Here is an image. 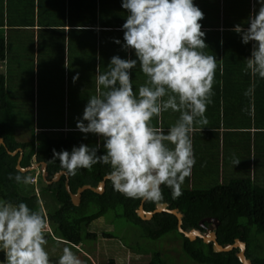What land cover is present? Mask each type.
I'll return each mask as SVG.
<instances>
[{
  "label": "trees",
  "instance_id": "1",
  "mask_svg": "<svg viewBox=\"0 0 264 264\" xmlns=\"http://www.w3.org/2000/svg\"><path fill=\"white\" fill-rule=\"evenodd\" d=\"M121 2L122 0H0V63L8 65L6 74L0 73V137L4 140V145H0V197L13 202L23 201L35 210L42 209L40 199L33 187L29 189L28 185L18 184L14 179L8 178L9 174L13 176L32 174L18 170L21 152L22 168H29L35 163H45L47 177L52 180L58 173L66 172L61 169L58 160H51L53 149L70 151L73 146H79L80 143L94 144L80 131L64 132L59 128L57 131L34 132V115L31 118L29 115L27 117L22 115L23 118L28 119H25L24 125L20 123L18 128L20 132L30 130L31 139L23 141L17 138V130L12 124L16 106L10 99V87H13L14 78L19 80L23 91H30L33 104L35 78L39 80L42 76H35L34 60L32 68L19 70L20 63L13 60L14 54L9 50L12 40L21 36L20 41L24 42L29 34L35 39L34 28H37V38H46L48 44H33L32 51L35 50L34 45L39 50L53 49L57 55L53 62L57 63V59L63 60L65 56L64 43L67 34L65 28L67 26L87 28L88 30L85 31L70 29L68 32L69 36L78 33V38L81 40L78 46L68 49L73 58L75 56L82 59V54L95 50L98 45L103 55L110 52L121 58L128 56L135 58L131 52H125L119 44L114 43L115 39L123 43L121 26L126 12L122 9ZM202 6L207 12V16L204 15L199 21L208 46L205 51L215 55L218 60L213 83L214 95L212 103L206 109H213V106L219 109V103L223 102L224 115L218 116L217 124L221 122L228 125L235 117V120L239 119L241 123L239 125L244 121L250 124L254 120L256 125L264 127V79L242 70L244 59L250 56L252 45L242 44L240 35L232 30L235 25L244 26V14L235 15L234 20L224 21L230 31L223 36L210 16L211 5L208 0H203ZM233 10H236V7H233ZM89 28H99V30ZM22 35H26L25 38ZM20 73H22L21 77ZM249 88L252 92L245 97L243 93ZM22 117L20 119L24 121ZM205 118L208 123V116ZM62 123L64 120H61L60 124ZM39 124L43 126V123ZM19 150L21 151L15 156L11 155ZM108 171V166L98 163L90 169H78L75 175L67 174L71 192L76 194L86 185L98 188ZM67 180L66 175H63L60 181L46 185L40 176L39 184L43 185L41 195L51 194L60 205L58 209L48 214L42 211L48 225L53 227V232L51 230L46 232L50 239L63 240L73 245L82 244L84 236H86L85 240L96 241L98 238L96 233L86 231L85 235L83 234L86 228L107 214L115 213L116 217L142 226L145 235L153 241H158L172 233L180 235L183 239L181 243L183 252L195 263L242 264L237 257L238 250L215 253L212 244H205L201 239L190 241L178 231V219L174 215L158 214L150 221H143L136 213L142 200L126 198L114 190L108 180L102 194L87 190L82 195L81 204L75 206L66 189ZM162 196L163 199L159 203H168L170 209H178L183 214L182 228L185 231L200 230L199 223L206 217L217 218L220 221L216 230L220 245H232L240 239L246 243V257L252 261V264H264L263 258L253 255L251 250L253 243L249 240V234L254 226L257 227L258 233L264 234V189L253 181L239 179L228 184H216L210 189H200L188 177L181 186L180 196L173 198L171 192L164 186H162ZM159 203L146 201L144 209L153 212ZM119 211L121 216L118 214ZM103 235L105 238L113 239L111 234ZM3 259L4 254L0 253V260ZM50 259L55 261L57 258ZM105 264L117 263L114 259H110ZM149 264H166V262L160 252H155L151 254Z\"/></svg>",
  "mask_w": 264,
  "mask_h": 264
},
{
  "label": "clouds",
  "instance_id": "2",
  "mask_svg": "<svg viewBox=\"0 0 264 264\" xmlns=\"http://www.w3.org/2000/svg\"><path fill=\"white\" fill-rule=\"evenodd\" d=\"M255 3L259 8L253 5L247 27L238 24L232 30L242 44L252 45L242 70L264 79V0ZM121 7L126 12L123 43L119 39L114 43L135 58L114 55L104 70L97 65L95 94L88 96L76 121L85 138L92 134L98 140L70 151L53 149L51 160H58L68 175L98 163L106 165V179L114 190L126 198L159 203L162 186L171 190L173 198L181 195V186L196 164L191 134L197 125L207 124L205 112L212 103L218 60L205 51L208 46L199 22L204 13L194 0H122ZM137 66L145 80L134 91L132 70ZM77 79L78 75L73 77L74 82ZM251 92L249 88L243 95ZM169 110L179 113L173 124L167 129L154 124ZM36 176L9 174L8 178L28 185L35 183ZM47 227L42 209L0 197V253L4 254L0 264H85L69 246L51 260Z\"/></svg>",
  "mask_w": 264,
  "mask_h": 264
},
{
  "label": "crops",
  "instance_id": "3",
  "mask_svg": "<svg viewBox=\"0 0 264 264\" xmlns=\"http://www.w3.org/2000/svg\"><path fill=\"white\" fill-rule=\"evenodd\" d=\"M203 0H194V3L201 9V11L204 13V15L207 16V12L202 6ZM208 2L211 5V12L210 16L211 18L215 21V24L219 27L221 34L224 36L229 32L230 30L226 28L224 21L226 20H234L236 18L235 15H240L241 13L244 14V27H247L246 21L251 12L254 11L253 5L255 4V10H258L259 5L255 3V0H250V9L248 11H242L240 10L241 8L237 10H233L232 6V1H225L223 3V0H208ZM219 3V6L217 7L216 5ZM248 13V14H247ZM35 30V39L37 42V28H34ZM74 30V29H80V31H85L88 30L87 28H69L68 26L65 28V31L67 32L66 34V41L64 43L65 45V56L64 59H57L58 62H54L55 66L50 69L49 76H51L52 72L58 73L56 76L58 77V84L62 82L65 85L64 87V92L60 86H58V90L56 91V94L62 97V102H63V108L64 111H67V115L69 112V108L71 104L73 105L72 107H76L77 105H86L87 99L89 95L95 94V85H94V80L93 77L96 73V68L97 65L101 66V70H104L105 67H107L110 58L114 56L113 53L108 52V54L103 55L104 53L100 50L99 45L97 48L93 51H87V53L82 54L83 58L78 59V57L73 58L72 53L68 51L69 48L76 47L80 44L81 40L78 38L79 34H72L69 36V31ZM89 29H94V28H89ZM94 30H99V28H95ZM24 38L26 35H22ZM46 39V38H45ZM42 39V37L39 39V44L41 43L43 45L48 44V42ZM61 43V40H60ZM51 45V44H50ZM35 50V56H34V74L37 77L38 75L42 76V71H44L45 66L42 65V62L45 61L46 59V54L49 55L47 49H38L36 45H34ZM52 55L50 57V62L55 60L57 58L56 51L51 49ZM84 53V51H81V53ZM90 52V53H89ZM107 53V52H106ZM1 68L3 67V73L6 74L8 65L6 63H0ZM45 72V71H44ZM88 73V79L85 78V80H82V76ZM45 75V74H44ZM78 75V79L74 82L73 77ZM132 78H133V87L134 91L135 89L144 82L145 76L142 72L139 70V66H137L135 69L132 70ZM35 85H34V90L35 94L32 104V115H34V132H41V131H57L60 128V131L68 132V131H78L76 129V125L70 126L69 122L67 121L66 124L65 122L60 124L61 120L58 122V124H53L50 123L47 125V123L43 122V126L40 125V116H39V109L40 107H43V104L40 102L41 95H40V83H41V77L38 80L35 78ZM80 88H82L81 93H79ZM36 95V96H35ZM61 100V99H60ZM83 101L85 104L82 102H72L69 103V101ZM59 102V101H58ZM220 107L215 108L213 106V109H206L205 116H208L209 122L207 124L203 125H197L194 129V131L191 134L192 137V144H193V151L194 155L196 157V164L192 168L191 176L189 177L192 182L194 183V174L196 173L198 169V165L203 164L204 167L203 170L205 171L206 169L213 168V171L216 173H219V175H216V178H213V176L210 175L209 181H212V179H215V181H218L216 184H228L234 180H239V179H250L253 181V183L257 184L259 187L264 189V185L262 181V171L260 170V180L257 179V176L253 175V172H250L248 176L239 178L236 175V168L239 165L243 166V163L241 162L242 157L250 158L251 161L256 165L261 160V156L263 155L264 151V127L258 126L255 124L254 120L250 122V124L247 123V121L243 122L242 125H239V119L235 120V117L232 122H229L228 125L221 123L220 124L216 123L218 120V116H223V106L225 105L223 102L219 103ZM85 107V106H84ZM227 108V107H226ZM57 109V108H56ZM61 111L63 109H60ZM63 111V114H64ZM164 114V113H163ZM162 114V115H163ZM172 117V123L166 124L163 120V118H159V120H154V124H157V126L167 129L171 124H173L176 119L179 117V113L173 112L171 114ZM232 118V117H231ZM64 120V119H63ZM62 128V129H61ZM88 139L92 141L94 144L97 142L98 137L92 134L87 135ZM199 138L202 140L200 141ZM207 147L212 151L213 153L211 154L212 157H208V159H203L202 161L200 160V149H206ZM19 151H16L17 154ZM235 151H238L235 157L234 156ZM239 156V159H238ZM207 158V156H203ZM259 157V158H258ZM21 159H23V155L21 156ZM249 159V160H250ZM236 160L238 163H234L233 161ZM22 161V160H21ZM21 164V163H20ZM42 163H36L32 166L34 171H29L30 168L27 169V171L31 172L32 175L37 174L36 176L37 181L35 183L28 184L30 187L34 188L35 194L38 195L40 199V205L43 203V196L41 195V191L43 188V185L40 186L39 180L40 176L42 177V180L45 182L46 185H51L53 183H56L61 180L62 176L60 177L59 180L53 183H48L54 181L55 178L52 180H49L46 174V170L44 173V168L41 167ZM261 165V164H260ZM18 167V166H17ZM21 167V165H20ZM260 167V166H259ZM42 168V169H41ZM233 170V171H232ZM238 171V168H237ZM252 171V170H251ZM25 173V172H24ZM193 175V176H192ZM212 177V178H211ZM103 182V181H102ZM101 182V183H102ZM99 187L100 188V185ZM67 184V182H66ZM170 192L171 190L167 188ZM48 228L50 226L48 225ZM46 239L48 240L50 236L45 233ZM60 242H62L65 245H68L66 241L56 239ZM71 245L74 249L80 250L82 248V244L79 245ZM86 256L89 257L88 254L84 253ZM88 257H86L88 259Z\"/></svg>",
  "mask_w": 264,
  "mask_h": 264
},
{
  "label": "rangeland",
  "instance_id": "4",
  "mask_svg": "<svg viewBox=\"0 0 264 264\" xmlns=\"http://www.w3.org/2000/svg\"><path fill=\"white\" fill-rule=\"evenodd\" d=\"M228 1V0H225ZM232 1V6L236 7V10L238 8H241L240 10H244L245 12L250 9V0H229ZM224 3V0H223ZM219 6V3L216 5ZM238 12V10H237ZM248 14V13H247ZM30 36V34L28 35ZM26 37L24 42L20 41V37L18 39L12 40V46L9 50H12L13 60H15L17 63H20V71L23 68L22 71H25L27 68H32L33 66V60L35 59V53L33 50V44H39V39L33 38V36ZM25 46V47H22ZM49 55L46 54V59L44 62H42V65L45 66L44 71H42V77H41V83H40V95L41 99L40 102L43 104V107H40L38 113H39V120L42 124L43 122L50 124H58L60 120H63L66 124V122H69L70 126L76 125V121L82 116L84 106L77 105L76 107H72L71 104L69 108V112L67 115V111H64L63 108V102L62 97L60 99L58 98L59 95L56 94V91L58 90V86H60L63 90L65 85L62 82L58 84L57 72H52L51 76H49L50 69L55 66L54 62H50V57L52 55L51 50L48 51ZM14 65V64H13ZM0 65V73H3ZM24 73V72H22ZM20 73V77L22 75ZM45 74V75H44ZM88 79V73H85L82 76V80ZM15 81L12 83L13 87H10L11 90L9 91L10 99L14 103L15 112H14V119H13V126L17 130V138L27 141L31 139L32 135L30 134L31 131H24L20 132L18 129L20 127V123L24 125L25 119L27 115H29V118L32 117V97L31 93L23 91L22 83L14 78ZM82 88H80L79 93H81ZM36 96V95H35ZM37 99L36 97H34ZM59 101V102H58ZM72 102H82L83 101H72L70 100L69 103ZM57 108V109H56ZM60 109H63L62 111ZM64 111V114H63ZM177 113V112H176ZM173 112L169 110L168 112H165L163 115H161L160 118H163L166 124L172 123V117ZM26 116V117H22ZM24 119L22 121L20 117ZM200 141H202L199 138ZM238 151H235L234 156L235 157ZM213 152L210 151V149L207 147L206 149H200V155L207 156V158L200 156V160L208 159V157H212L211 154ZM259 158V157H258ZM261 160L258 159L257 167L254 165V163L249 160L246 157L241 158V162L243 163V166L239 165L236 168V176L239 178H244L250 174V172H253V175L257 176V179L260 180V170L262 171V181L264 185V151L263 155L260 157ZM239 159V156H238ZM261 164V165H260ZM260 166V167H259ZM203 164L198 165V169L196 173L194 174V183L195 186L200 189H210V187H213L216 185L218 181H215V179H212V181H209L210 175L213 176V178H216V175H219V173H215L213 171V168L211 170L206 169L203 170ZM252 170V171H251ZM233 171V170H232ZM193 176V175H192ZM212 178V177H211ZM40 186H42L40 184ZM28 188L30 189L31 187ZM26 188V189H28ZM32 189V188H31ZM43 203L41 204L42 211L44 214H48L52 211H54L57 207L59 208L60 205L55 200L54 196L51 194H46L43 196ZM57 208V209H58ZM119 216H121V212H118ZM117 214L115 213H109L106 216L100 218L96 222H94L92 225L86 228L85 232H91L97 234V240H85L84 236V242L82 243V248L80 250L74 249L71 245H65L62 242L56 240V239H48V243L46 245L47 250L49 251L50 258H57L61 254V250L65 246H69L72 248V250L81 257L82 260H84L85 264H105L110 259H114L117 264H149V260L151 258V254L155 252H160L166 262V264H198L193 262L190 258H188L185 253L182 250L181 243L182 238L180 235L176 233H172L170 235H167L163 237L162 239L158 241H153L151 239H148V237L143 232L142 226L127 222L126 220L116 217ZM246 221V220H245ZM50 228L47 227L46 232L52 231L53 227L52 225H49ZM104 233L113 235L112 238H105ZM249 240L253 243V246L251 247V250L253 252V255L259 256L260 258L264 259V234L258 233L257 227H253L250 234H249ZM84 253L88 254L86 256ZM149 253V254H148ZM90 258L89 260L86 258Z\"/></svg>",
  "mask_w": 264,
  "mask_h": 264
},
{
  "label": "water",
  "instance_id": "5",
  "mask_svg": "<svg viewBox=\"0 0 264 264\" xmlns=\"http://www.w3.org/2000/svg\"><path fill=\"white\" fill-rule=\"evenodd\" d=\"M0 145H4V140L1 137H0ZM16 154H17V152L11 153L12 156H15ZM22 155L23 154L21 152L17 168L21 172H26L27 169H24V168L20 167V163H21V160H22L21 159ZM41 165H42L41 167L44 168V173H45L47 165L45 163H42ZM32 170H33V168L31 167L29 171H32ZM62 175H66V177L68 179L67 180V184H66V189L69 192V194L71 196V199H72V203L75 206H79L81 204L82 194L85 191L91 190V191H94L96 193L102 194L104 192V190H105L106 181H107L106 177L104 178L103 182L101 183L100 188H94L92 186L86 185V186L81 187L76 194H73L71 192V189H70V186H69V176L67 175L66 172L58 173L56 175L57 178H55L54 181L48 182V183L50 184V183L56 182L57 180L60 179V177ZM145 202L146 201H144V200L142 201V203H141V205L139 207V210L137 211V215L143 221H150V220L153 219V217H155L158 214H164L165 213L167 215H175L177 217V219H178V231L181 234H183L186 238H188L190 241L194 242L197 239H201V240H203V242L205 244H212L213 251L215 253H228V252H231L233 250H238L237 257L240 260V262L242 264H252V261L249 260L246 257V248H247L246 243L242 242L240 239H237L235 241V243L232 244V245L227 244V245L222 246V245L219 244L218 239H217L216 230H217L218 226L220 225V221L217 218H212V217L204 218L199 223L200 228L204 229L205 233H202L200 230H191V231L187 232V231H185L182 228L183 215L178 210H168V205L167 204H160V205H157L156 209L153 212H146L143 209V206H144ZM206 224H209V226H206Z\"/></svg>",
  "mask_w": 264,
  "mask_h": 264
},
{
  "label": "flooded vegetation",
  "instance_id": "6",
  "mask_svg": "<svg viewBox=\"0 0 264 264\" xmlns=\"http://www.w3.org/2000/svg\"><path fill=\"white\" fill-rule=\"evenodd\" d=\"M106 187V186H105ZM83 195V194H82ZM143 201V200H142ZM142 201H141V203H142ZM146 203V202H145ZM145 203H144V205H145ZM140 207V206H139ZM157 207V206H156ZM168 207H170L169 205H168ZM143 209H144V206H143ZM139 210V208L136 210V213H137V211ZM145 210V209H144ZM168 210H171V209H168ZM146 211V210H145ZM147 212V211H146ZM140 218V217H139ZM206 226H209V224H207ZM202 233H205V230H200ZM90 258H88V260H89Z\"/></svg>",
  "mask_w": 264,
  "mask_h": 264
},
{
  "label": "built area",
  "instance_id": "7",
  "mask_svg": "<svg viewBox=\"0 0 264 264\" xmlns=\"http://www.w3.org/2000/svg\"><path fill=\"white\" fill-rule=\"evenodd\" d=\"M37 181V179L36 178H33V182H36Z\"/></svg>",
  "mask_w": 264,
  "mask_h": 264
}]
</instances>
